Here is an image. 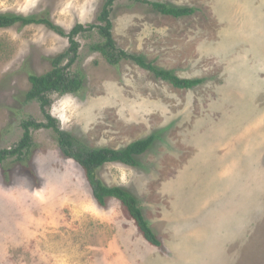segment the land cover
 <instances>
[{
  "label": "rangeland",
  "instance_id": "1",
  "mask_svg": "<svg viewBox=\"0 0 264 264\" xmlns=\"http://www.w3.org/2000/svg\"><path fill=\"white\" fill-rule=\"evenodd\" d=\"M192 6L175 18L115 0L120 48L183 78L178 88L129 60L110 65L79 34L74 93H51L47 111L89 147L122 148L154 135L138 166L96 169L136 198L162 246L144 240L124 206L94 201L81 167L52 128L31 129L24 161L0 163V264H264V0H155ZM102 0H0V12L47 17L63 31L97 24ZM68 38L43 24L0 28V149L21 122H45L25 99L30 73L50 69ZM63 63L66 59H63Z\"/></svg>",
  "mask_w": 264,
  "mask_h": 264
},
{
  "label": "trees",
  "instance_id": "2",
  "mask_svg": "<svg viewBox=\"0 0 264 264\" xmlns=\"http://www.w3.org/2000/svg\"><path fill=\"white\" fill-rule=\"evenodd\" d=\"M149 5L155 12L175 18L189 16L195 12L192 6L170 5L155 0H133ZM115 0H102L101 9L97 15V24H75L68 31H63L57 24L47 17L24 16L20 14L1 13L0 28L14 24L22 26L29 24H43L53 31L68 38L66 50L51 58V67L42 74L30 73L28 80L30 87L25 93L27 101L36 100L41 106L45 122L33 119L21 122L22 135L17 143L10 148L0 149V163L5 159L14 157L18 161H24L32 147L31 129L40 127L52 128L56 134V141L60 152L67 158L73 159L82 169L89 185L91 195L97 205L103 207L108 199H115L121 203L133 220L137 229L146 242L152 246L161 247L162 240L157 236L135 196L120 185H105L97 176L96 169L105 163L120 162L129 166H138L137 157L144 153L153 143L154 135L134 140L122 148L89 147L68 131L58 126L57 120L48 111L50 94H65L78 91L83 84V75L80 71H72L71 67L78 57L79 42L76 37L83 32H90L94 28L99 34L100 40L89 44V49L99 52L110 65H117L121 60H129L139 67L151 72L154 77L168 81L178 88H191L202 82V78H183L174 74L171 70L161 68L147 60L142 54L131 53L117 46L112 36V21L110 14ZM63 59L66 62L63 63Z\"/></svg>",
  "mask_w": 264,
  "mask_h": 264
}]
</instances>
